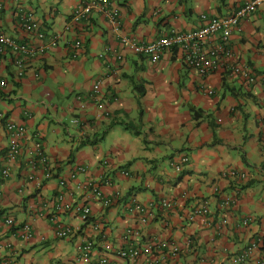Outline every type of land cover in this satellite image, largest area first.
I'll return each instance as SVG.
<instances>
[{
  "label": "crops",
  "instance_id": "0c3cea01",
  "mask_svg": "<svg viewBox=\"0 0 264 264\" xmlns=\"http://www.w3.org/2000/svg\"><path fill=\"white\" fill-rule=\"evenodd\" d=\"M82 1L0 0L3 32L20 43L43 44L22 31L20 10L33 12L47 38L69 27L57 47L27 61L21 79L14 76L10 55L0 57V79L6 83L0 88V221L11 217L32 231L30 239L14 229L0 232V246L9 245L0 249V264H97L103 256L109 264H174L164 252L135 261L115 256L127 245L162 241L179 248L178 264H232L253 239L261 240L254 258L264 264V4L233 30V57L222 58L202 77L175 48L157 63L129 52L117 61L119 42L101 14L88 22L71 21ZM110 1L119 8L124 34L149 43L172 32L195 31L201 15L228 16L251 0ZM76 41L81 42L78 51ZM242 64L255 84L231 73L232 66ZM96 81L102 92L97 102L91 99ZM200 85L214 94L207 96ZM6 122L25 126L42 143L53 168L51 180L38 187L27 180L29 171L20 160H6ZM182 157L188 162L177 173L173 163ZM78 166L87 169L80 180L111 181L102 189L113 199L108 208L82 192L67 198L90 208L85 223L73 212L55 209L62 191L58 181ZM5 168L10 175L3 179ZM231 170L243 177L230 179ZM225 197L235 201L230 211L221 205ZM163 199L175 203L170 220L158 208ZM202 200L210 208L208 228L193 217ZM133 201L153 206L146 224L132 210ZM54 216L78 229L60 248L50 221ZM189 239H195L193 248L187 247ZM85 242L92 243L88 262L76 253Z\"/></svg>",
  "mask_w": 264,
  "mask_h": 264
},
{
  "label": "built area",
  "instance_id": "2783aa9c",
  "mask_svg": "<svg viewBox=\"0 0 264 264\" xmlns=\"http://www.w3.org/2000/svg\"><path fill=\"white\" fill-rule=\"evenodd\" d=\"M264 0H251L243 7L236 10L228 16H213L208 18L206 15H201V26L195 30L185 33L172 32L167 36L155 39L149 43H141L136 38L125 35L122 30L120 11L110 0H84L72 12L71 21L79 23L82 21H89L94 13L101 14L106 20L109 28L115 39L119 42L115 58L117 61H123L124 52H129L132 55L143 56L149 59L151 63H157L162 54L170 49H178L182 56V62L196 72L199 76H206L215 71L222 58H232L233 51L229 47V41L233 30L239 27V24L247 17L253 14ZM3 4L0 2V57L2 55H10L12 65L15 69L14 76L16 79H21L27 69V61L35 58L38 55L44 54L46 51L53 49L59 45L63 39L65 32L69 29L68 26L58 30L50 37H46L40 22L35 18L33 12L19 11V26L23 32L33 35L39 41H43L40 46H34L27 43H20L14 38L6 35L3 32ZM215 39L219 42L214 47H207V44ZM75 51L81 49V42L76 41L73 44ZM231 73L239 77L246 85H253L257 79L252 74L250 68L244 64L231 67ZM6 83L0 79V88H4ZM200 91L207 96L214 94L210 88L200 85ZM101 81H96L92 89L91 99L97 102L100 99ZM264 104V99L261 101ZM5 130L8 136V145L6 147V160L9 162L19 161L25 169L29 171L27 180L34 182L39 187L43 181H49L53 178V168H51L47 154L40 141L35 135L31 134L28 129L13 122H6ZM1 154V153H0ZM188 162L187 157H182L180 160L173 163V169L179 173L183 166ZM40 173V176L37 175ZM87 169L83 166H78L69 174L67 179H60L58 186L62 191L57 195L55 200V209L57 212L69 211L78 215L79 219L85 223L90 217V208L87 205L73 204L67 201L68 197L76 192L86 193L92 199L100 202L103 208H108L113 204V199L107 198L103 195V187H110V179H95L89 177L88 179L80 180L81 175H86ZM122 176L128 177L127 171H121ZM230 179H238L243 177L237 171L231 170L226 173ZM10 175L9 169L5 168L1 171L3 179ZM64 189L67 193L64 194ZM2 191L0 189V196ZM119 195L116 193L114 198ZM226 210H231L235 205L232 198L225 197L221 203ZM152 205L143 206L136 201L132 203V210L140 215L141 224H146L151 215ZM158 208L166 215V219L170 220L173 216L171 213L175 208V203L170 199H163L158 203ZM200 217L202 219V227L208 228L211 226L209 220L210 208L208 201L202 200L200 205L196 207L193 212V217ZM193 217L191 220H193ZM54 226V236L56 240V247L60 248L63 242L74 236L78 229L69 225L63 224L57 216L50 219ZM251 221V218L244 219L243 224L246 225ZM226 223V221H224ZM99 228L97 225L95 229ZM14 229L19 232L22 239H30L32 236L31 227L28 223L17 225L13 218L7 217L0 221V232ZM261 240L253 239L249 244L238 254L231 258L232 264H261L260 261L254 258V254L259 248ZM195 239L187 241V247H194ZM1 248H9L5 242L0 246ZM92 251V243L85 242L77 245L76 253L78 259L82 262L90 260ZM164 252L169 258H172L174 264H178L180 257V250L176 245L166 242L147 243L142 246L127 245L119 249L115 256L118 259L135 261L140 257L151 256L154 253ZM97 264H109L107 256L101 257Z\"/></svg>",
  "mask_w": 264,
  "mask_h": 264
},
{
  "label": "trees",
  "instance_id": "16d2710c",
  "mask_svg": "<svg viewBox=\"0 0 264 264\" xmlns=\"http://www.w3.org/2000/svg\"><path fill=\"white\" fill-rule=\"evenodd\" d=\"M221 1H223V0H221ZM197 113H198V112H197ZM197 113H196V114H197Z\"/></svg>",
  "mask_w": 264,
  "mask_h": 264
}]
</instances>
